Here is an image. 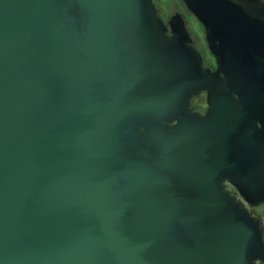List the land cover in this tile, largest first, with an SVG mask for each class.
Wrapping results in <instances>:
<instances>
[{"label":"water","instance_id":"obj_1","mask_svg":"<svg viewBox=\"0 0 264 264\" xmlns=\"http://www.w3.org/2000/svg\"><path fill=\"white\" fill-rule=\"evenodd\" d=\"M181 1L214 68L153 0H0V264L264 263V0Z\"/></svg>","mask_w":264,"mask_h":264},{"label":"rangeland","instance_id":"obj_2","mask_svg":"<svg viewBox=\"0 0 264 264\" xmlns=\"http://www.w3.org/2000/svg\"><path fill=\"white\" fill-rule=\"evenodd\" d=\"M161 17L164 21L169 19L171 13L176 9L184 18L186 26L193 38L194 46L202 54L204 58V64L210 67H215L214 56L207 48V44L204 38V30L201 23L192 15V13L186 8L181 0H153ZM191 105L194 109L203 111L206 108L205 94L202 92L195 96ZM255 208V207H254ZM253 212L260 216L264 222V203L257 206Z\"/></svg>","mask_w":264,"mask_h":264},{"label":"flooded vegetation","instance_id":"obj_3","mask_svg":"<svg viewBox=\"0 0 264 264\" xmlns=\"http://www.w3.org/2000/svg\"><path fill=\"white\" fill-rule=\"evenodd\" d=\"M203 61H204V58H203ZM212 68H214V67H212ZM204 93V92H203ZM205 94V93H204ZM204 111V110H203ZM256 208V207H255ZM255 208H253V210L255 209ZM261 264H264V263H261Z\"/></svg>","mask_w":264,"mask_h":264}]
</instances>
